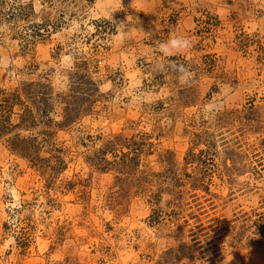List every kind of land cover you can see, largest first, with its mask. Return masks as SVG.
<instances>
[{
  "label": "rangeland",
  "instance_id": "374dc122",
  "mask_svg": "<svg viewBox=\"0 0 264 264\" xmlns=\"http://www.w3.org/2000/svg\"><path fill=\"white\" fill-rule=\"evenodd\" d=\"M0 264H264V0H0Z\"/></svg>",
  "mask_w": 264,
  "mask_h": 264
}]
</instances>
